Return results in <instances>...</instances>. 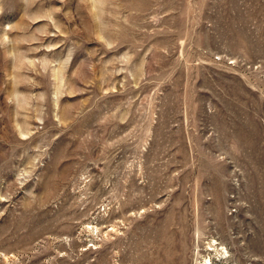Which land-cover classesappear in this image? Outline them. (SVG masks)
I'll use <instances>...</instances> for the list:
<instances>
[{"label":"rangeland","instance_id":"374dc122","mask_svg":"<svg viewBox=\"0 0 264 264\" xmlns=\"http://www.w3.org/2000/svg\"><path fill=\"white\" fill-rule=\"evenodd\" d=\"M0 264H264V0H0Z\"/></svg>","mask_w":264,"mask_h":264}]
</instances>
